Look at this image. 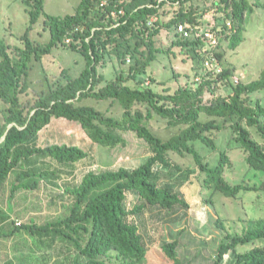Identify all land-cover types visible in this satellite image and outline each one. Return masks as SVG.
<instances>
[{
    "label": "trees",
    "instance_id": "16d2710c",
    "mask_svg": "<svg viewBox=\"0 0 264 264\" xmlns=\"http://www.w3.org/2000/svg\"><path fill=\"white\" fill-rule=\"evenodd\" d=\"M195 1L81 0L73 15L56 17L44 12L43 0H23L29 26L19 39L22 46L11 49L0 38V100L6 105L0 124V193L11 176L10 199L17 191L38 189L40 179L59 177L57 167H72L87 158V153L74 146H38L39 133L52 119L78 123L91 142L103 148L125 145L122 134L134 133L146 143L148 158L133 169L90 171L80 182L64 184L63 195L72 200L64 217L41 225L31 220L7 236L23 230L46 252L53 249L57 264H107L111 256L116 264H142L147 249L131 217L140 216L146 205L167 211L189 207L174 186L162 185V170L172 167L170 154L190 156L199 170L201 188L212 194L236 198L241 191L255 190L226 181L225 169L231 164L227 150L220 151L216 165L211 166L195 150L194 143L216 150L213 134L230 130L228 142H236L246 154L250 170L264 174V68L247 84L234 83L233 72L226 67L220 73L209 70L205 74V41L199 37L183 39L175 32L178 25L200 29L209 24ZM211 1L207 9L212 12L219 43L226 39L234 50L243 41L253 7L262 5L259 0H254V5L249 0ZM168 6L172 10L169 17ZM41 16L49 32L44 44L32 42L29 36ZM151 17L157 20L148 25ZM164 18L167 21L162 23ZM162 27L170 29L175 38L166 51L155 46ZM58 47L80 53L84 69L76 78L67 76L65 83L31 91V62H41ZM176 47L189 55L194 64L192 75L200 77L199 81L188 82L187 75L186 82L175 90L165 87L157 91L143 79L157 54ZM216 56L221 61L222 54L217 52ZM108 64L120 67V71L105 81L99 68ZM221 87L230 92L217 94ZM206 93L213 96L207 102ZM89 99L117 102L123 111L121 119L82 105ZM155 116L168 128H177L178 133L168 140L160 139L149 129V121ZM33 161L41 163L38 169H24V164ZM129 196L144 205L134 204L129 209ZM226 239L219 244L211 264H220L228 250L235 255L233 264H264V219L248 220L241 235ZM246 244L253 247L238 253L237 247ZM177 248V241L162 246L171 264H181ZM55 257L47 254L44 264Z\"/></svg>",
    "mask_w": 264,
    "mask_h": 264
},
{
    "label": "rangeland",
    "instance_id": "374dc122",
    "mask_svg": "<svg viewBox=\"0 0 264 264\" xmlns=\"http://www.w3.org/2000/svg\"><path fill=\"white\" fill-rule=\"evenodd\" d=\"M80 1L43 0L44 12L56 17L73 15ZM249 1L254 3V0ZM259 2L262 6L253 7L240 46L232 50L228 47L227 40L223 39L217 47V52L222 54L221 61L217 62L219 67L231 69L232 80L237 79L244 84L253 81L264 68V0ZM211 3V0L195 1L198 10L206 13L203 19L205 22L213 18L212 12L207 9ZM165 8L169 17L172 10L169 6ZM26 9L23 0H0V38L11 49L22 46L19 39L29 26ZM43 21L44 17L41 16L30 32V40L34 43L44 44L49 40V32L44 28ZM161 21L165 23L167 18ZM174 39L173 32L162 27L155 37V46L166 51ZM84 65L85 61L80 53L64 47L55 48L41 62H31L30 90H47L58 83H65L67 76L76 78L84 69ZM193 67L189 55L176 47L169 53L157 54L156 61L148 68L150 77L146 76L143 80L157 91L165 87L173 91L186 82L187 75L190 77L188 82L196 81V77L192 75ZM119 71L120 67H113L111 64L99 68V72L105 76V81L114 78L115 73ZM151 79L155 80L154 84ZM229 92L227 87H221L217 94L227 95ZM212 98L209 93L204 96L206 102ZM82 105L92 106L114 119H121L123 112L118 103L113 101L89 99L82 102ZM5 111L6 105L0 100V124L3 122ZM149 129L164 141L178 133L177 128H168L166 123L156 116L149 121ZM122 137L125 145L113 149L103 148L93 144L78 123L52 119L39 133L38 146H74L88 156L72 167H57L59 177L40 179L38 189L17 191L12 199L10 195L13 176L4 184L0 193V264H44L47 254L55 257L53 249L46 252L23 230L15 232L12 236L6 234L15 227H20L17 223L27 224L32 220L41 225L64 217L67 214V206L72 202L68 196L63 195L64 184H76L90 171L133 169L144 163L148 158L146 143L131 132L123 133ZM229 137L230 130L216 132L213 134L216 150H210L198 142L194 143V148L204 157V162L211 166L216 165L219 152L227 150L231 164L225 169L226 181L232 186L239 184L255 190L241 191L236 198L212 194V191L201 188L198 180L199 170L190 156L170 154L172 167L162 170V185L174 186L189 207H175L167 211L146 205L140 216L131 217V221L138 224L147 249L142 264H171L162 246L172 241L178 242L177 254L181 264H211L216 259L219 244L225 242L227 237L241 235L250 219H264V174L250 170L245 162L246 154L238 148L236 142L229 143ZM40 164L36 161L28 162L24 164V169H38ZM208 199L210 202L206 201ZM134 204L144 205L129 196L128 208L132 209ZM218 220L221 224H218ZM252 247L253 244L238 246L237 252L244 253ZM234 257V253L228 250L220 264H233ZM109 258L107 264H116L114 256ZM47 264H57V257L50 259Z\"/></svg>",
    "mask_w": 264,
    "mask_h": 264
},
{
    "label": "built area",
    "instance_id": "2783aa9c",
    "mask_svg": "<svg viewBox=\"0 0 264 264\" xmlns=\"http://www.w3.org/2000/svg\"><path fill=\"white\" fill-rule=\"evenodd\" d=\"M177 5V4H176ZM157 19L155 17H151L148 25L153 24ZM207 23L205 26H202L200 29L198 27H190L185 25H178L175 28V32L178 34L179 37L183 39H194V38H202L205 43V51H207V59L204 63V72L206 74L207 71L213 70L215 73H220L222 69L218 65V59H217V47L219 43V34L216 31L215 25H214V19L206 20ZM228 29H231V23H226ZM69 42V41H67ZM200 77L196 78V81H199ZM234 83H239L237 79L233 80ZM17 226H21L20 223H17Z\"/></svg>",
    "mask_w": 264,
    "mask_h": 264
},
{
    "label": "water",
    "instance_id": "95a60500",
    "mask_svg": "<svg viewBox=\"0 0 264 264\" xmlns=\"http://www.w3.org/2000/svg\"><path fill=\"white\" fill-rule=\"evenodd\" d=\"M9 127H10V126H9ZM9 127H8V128H9Z\"/></svg>",
    "mask_w": 264,
    "mask_h": 264
}]
</instances>
